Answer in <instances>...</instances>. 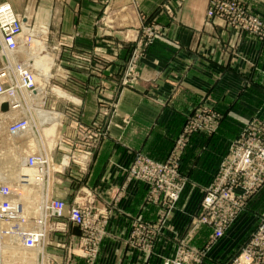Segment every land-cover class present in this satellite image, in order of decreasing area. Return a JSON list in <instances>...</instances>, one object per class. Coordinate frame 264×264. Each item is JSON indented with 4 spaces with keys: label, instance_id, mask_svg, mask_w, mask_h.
<instances>
[{
    "label": "crops",
    "instance_id": "obj_1",
    "mask_svg": "<svg viewBox=\"0 0 264 264\" xmlns=\"http://www.w3.org/2000/svg\"><path fill=\"white\" fill-rule=\"evenodd\" d=\"M208 1L66 0L42 4L39 0H29L25 9L36 20L40 18L38 12L46 11L45 20L53 43H59L61 35L77 52L95 44L96 47L104 46L112 39L106 36L104 40L103 28L98 26L105 9L121 11L115 13L113 20L103 21L115 33L122 27L147 23L144 18L147 14L149 21L156 16V22L166 32L155 40L140 61L143 77L140 87L122 91L117 116L112 121V136L94 158L81 183L100 194L96 202L98 207H103L104 198L116 196L119 199L111 208L107 236L96 264H163L162 257L173 255L182 238H187L190 245L203 247L209 241L211 230L199 224L196 216L201 188L212 180L228 143L242 125L253 115L264 118V38L241 37L235 30L206 25ZM163 4H168L175 12L176 20L168 17ZM248 4L253 13L264 18V0H248ZM58 50L59 45L56 52L60 54ZM236 62L239 68L234 67ZM60 71L66 72L61 67ZM94 81L100 88L88 92L83 99V122L89 121L97 109L98 91L101 88L111 90L115 79L105 74L95 77ZM206 97L210 101L214 99L223 114L220 130L211 135L198 133L189 144L181 160L188 183L165 229L159 234L162 235L153 245L151 255L128 243L127 238L135 220L155 224L159 208L146 202L147 185L137 179L126 180L120 166L128 165L139 151L156 160H164L186 115ZM56 154L61 156L57 161H61L63 153ZM75 177L78 178L70 172L56 177L62 188L55 194L62 196L69 205L75 196L79 202H85L83 191L77 190L81 184H76ZM53 183L55 186L56 182ZM262 211L264 188L252 198L225 237L213 246L205 264H222L221 261L238 251L258 226ZM79 232L78 227H72L73 242H77Z\"/></svg>",
    "mask_w": 264,
    "mask_h": 264
},
{
    "label": "built area",
    "instance_id": "obj_2",
    "mask_svg": "<svg viewBox=\"0 0 264 264\" xmlns=\"http://www.w3.org/2000/svg\"><path fill=\"white\" fill-rule=\"evenodd\" d=\"M234 1L216 0L209 11L210 18L226 15L224 19L232 29L264 36V21L251 14L243 2ZM23 18L9 2L0 4V55L4 61H7L3 62L4 67L0 69V95L14 92L23 94V91L37 90L39 86L35 80V74L29 69L20 68L22 70L18 72L20 76L17 77L15 71L10 69L11 63L8 56L2 51L4 45L5 50L16 48L19 45V37L23 34ZM25 39L27 42V38ZM30 40L32 41L31 38ZM8 105L11 107L10 103ZM23 123L22 120L19 124ZM101 125L102 122L99 124V121H94L90 127L99 126L97 129H100ZM202 128L204 127L195 125L191 128L190 126L187 128V134L197 129L202 131ZM85 131L86 129L83 130V132ZM251 138L264 141V123L253 121L247 123L244 133L229 146L221 166L210 183L201 188L197 220L212 230L207 250H204L207 252L190 244H181L176 257L174 259L163 258V264H203L206 259H209L210 249L225 237L231 225L245 211L249 198L262 190L264 187V147L261 144L256 146ZM188 143V137H179L172 155L165 161L159 162L147 156L138 155L139 157L137 156L128 166H120V169L128 177L140 180L149 186L146 202L159 208L160 215L157 224L135 220L131 237L128 239V243L150 254L153 252L154 238L165 227V219L175 208L188 183L189 178L182 172L180 162L181 152ZM91 155L86 151L83 154H65L61 159L60 167H57L55 156L51 150L46 158L40 155L31 156L29 164L31 166L39 164L45 169L43 170L41 167L47 183L52 180L57 184L56 176H62L68 169H70L68 172L78 176L79 179H77L83 183L80 176L88 173L92 160ZM78 156L85 159L84 165H82L83 162L76 160ZM65 159L67 162L64 163ZM73 170L75 173L71 172ZM77 190L78 192L83 191L85 202H79L75 196L74 202L69 205L62 196L51 194L50 188L45 198L44 215L41 221L42 230L37 234L28 235L26 238L27 245L39 244L43 250H45L44 247L52 245L53 237L56 235L70 238L57 243L66 251L64 256H52L57 264H78L77 257L81 258L84 264H94L98 258L100 246L107 236L110 210L104 209V206H96L97 194L95 195L88 186L81 185ZM1 192L9 193L7 187H2ZM4 204L5 202L2 203V205ZM6 210L7 205L3 211ZM7 218L9 216L2 214V219ZM72 227L79 228L77 242L72 241ZM254 237L255 243L244 250L243 257H241V252L225 264H264V216ZM252 248H258L263 253H258Z\"/></svg>",
    "mask_w": 264,
    "mask_h": 264
},
{
    "label": "rangeland",
    "instance_id": "obj_3",
    "mask_svg": "<svg viewBox=\"0 0 264 264\" xmlns=\"http://www.w3.org/2000/svg\"><path fill=\"white\" fill-rule=\"evenodd\" d=\"M39 1L42 4H46L49 2L50 3H52V2L58 3L60 1L65 2L66 0H39ZM102 1L105 2V0H102ZM221 1H228V0H221ZM232 1H234V0H232ZM236 1H238L237 3L243 2L244 5L250 10V5L248 4V0H236ZM3 2L11 3L14 6V8L18 11L19 14H21L23 17L27 16L28 18H26V22H29L28 23L29 27H34L37 23H39L41 25L43 24L45 26V29H47L45 31H47V32H46L45 36L43 35L41 38V39H44L45 43H47L46 47H48L45 51V55L47 57H52L54 60V63L51 64V66L53 68L51 69V67L49 66V69H48L50 76H49V80H48L46 96L43 99V101H41L42 104L35 105V106L31 105L30 107H28L30 103H32V104L34 103L33 102L34 100L30 101L28 104H26L24 101V106L22 107L20 115L17 118H13L11 120V122L8 119L4 123L9 125L10 123L18 120V118H20V117L21 118L27 117V118H29V121H31L33 123H35V122L37 123V114L39 116V114L42 111L45 110V111H51V112L57 113L60 116V119L62 120V121L60 120L61 121L60 125H57V123H54V124L48 123V124L44 125V127L42 129V131L44 132L43 138L45 140L48 138L46 140L47 142L45 141V143H46L45 148L47 150L49 149L48 152H50V150H53V155L55 156L57 167H60V165H61L60 164L61 161L60 160L57 161V159L61 157V156H57V154H56L57 152H62L63 153L62 157H63L65 154H77V153L83 154L84 151H86V152L92 154L91 155L92 160L90 162L92 164L94 158L99 153V151L102 149L105 142L108 140V138L110 136H112V133H111L112 121L117 116V112H118V108H119V102H120V95H121L122 91L124 89H137L140 87V82L143 78L142 77V70L140 68V61L142 60L144 55L147 53V51L150 49V47L154 44L155 40L164 36V34H166V32L161 27V24L156 22L157 21L156 16H154V18L151 21H149L150 16L147 14V16L144 17L145 20H147V23L146 22L141 23L137 27H130V28L122 27L120 29H117L118 33H115V32H113L115 30L109 29L108 27H106L104 25V22L113 20V18L116 16L115 13L118 14L119 10L113 11V10L105 9L102 16H101L102 20L99 18L100 20L98 21V24H99L98 26L103 28V32H104L103 33V35H104L103 39L104 40H105L106 36H108V37L112 36V39H109L110 40L109 43H107V42L104 43V46L97 45L98 47H96V44L94 43L95 45L90 47L89 49H85L83 52H77V50H75V48L72 45H70V41L65 40V38H63L61 35H60L59 43H55V44L53 43V40H54L53 35H52V33H50L51 30L48 27L46 20H45L46 19L45 18L46 11L38 12L39 13L38 17H40V18L38 20H36L32 17L30 12L29 13L25 12V9L28 5L29 0H0V4ZM214 2H216V0H209L208 1V9L206 12L205 24L211 25V26L212 25L213 26H220L222 28L234 30L231 27H229L230 25L224 19L226 15L216 16V17L210 18L209 11L211 9V6L214 4ZM163 8L166 10V13L168 14L169 18H175V20L177 19L175 12L170 9V6H168V4H163ZM119 12H121V11H119ZM250 12H251V14L257 16L251 10H250ZM257 17H259V19L264 21V18H262L260 16H257ZM106 30H107V32H106ZM238 34L241 35V37H244L246 35H252V36H255L256 38H259V39L264 38V36H261L259 34H255V33H251V32H238ZM27 35L29 36L31 34H26V36ZM27 38H28L27 39L28 41L30 40V38L32 40L38 39L36 37H27ZM28 41L25 44L26 48L24 47V49H26V50L28 49L29 44H32V45L34 44V42L32 43L31 40L29 42ZM58 45H59L58 51H60V54L58 52H56ZM120 52L121 53L123 52V54H124L123 57L122 56L120 57ZM50 54H52V55H50ZM119 59L121 61H119ZM3 62H7V61H4L2 59V56H0V69H2L4 67ZM113 64H117L115 68H111L113 66ZM60 67L66 70L65 74L60 73L61 72ZM234 67L239 68L238 62H236ZM72 70H75L76 73H73ZM105 74L108 77L111 76V78H114L115 82L110 87L111 90H104V88H101L98 91L97 109H96L93 117L89 121L83 122L82 121V117H83L82 101H83V99H85V97H87L88 92H90V91L95 92L96 89L100 88L94 84L95 83V81H94L95 77L101 78ZM35 77H37V80L41 83L42 74H41V77H40V75L39 76L36 75ZM151 85L154 87L156 86V84L154 82H152ZM58 91L66 92L70 96L72 95V97L75 99V101H73V100L69 101V100L61 97L59 95ZM19 94H22V93L19 92ZM21 97L23 100L25 99L23 95H21ZM4 101L5 102H3V103L7 104L8 100H7V102H6V100H4ZM214 102H215L214 99H213V101L212 100L210 101L209 98H207V97L203 98L193 108V110L186 115L184 122H183V125H182V128H181V131H180L179 135L177 136V138L174 140V143H173L170 151L168 152V154L164 160H156V159L146 155L142 151H139L135 154L133 160L129 164H131L136 159V157L138 155L139 156L140 155L147 156V157L152 158V159L159 161V162L169 159L170 156L172 155V151L174 150V147H175L177 140L181 136H183L184 138L188 137V139H189V143L187 144V147L184 150H182V152H181V159L180 160H182L183 155L185 154L189 144L192 142V140L196 134L203 132L204 134L211 135V134H215L217 131L220 130V126H221V123H222V120L224 117H223V114L219 112V110L217 109ZM3 103L1 104V107H2L1 109H3V105H4ZM31 107H33V109H35V112H36L35 114H32ZM9 110H10V107L7 104V109L6 110L3 109V111H9ZM94 121H99V124L102 122L100 129H97V128H99V126L96 128L90 127V125ZM251 121L264 123V118H262L259 115H253L252 117H250L242 125V127L240 128L238 133L234 136V138H232L230 140V142L228 143L227 148H226V152H225L222 160L225 158L231 143L234 140H236L237 138H239L244 133V130L246 128L247 123L251 122ZM4 125L2 126L3 129H4ZM195 125L200 126V127H204V128H202L203 129L202 131L199 130L200 129L199 128V129H197L198 131L193 130L190 134H187V128L190 126H191V128H193ZM52 128H53V130H52ZM81 128H82V130H81ZM3 129H1V132H3L4 134L0 135V143L2 141L1 144H3L5 146V148L3 150L5 151V149H7L8 147H10V148H8L9 150H13L15 146L9 140V138L11 139L12 133L8 131V132H6L7 133L6 134ZM85 129H86V131L83 132V130H85ZM95 129H97V130H95ZM54 131H55V133H54ZM45 134L47 137L45 136ZM85 135H87L88 137H86ZM3 140H4V142H3ZM7 140H9V142ZM38 140L40 141V138H38ZM5 141L7 144L5 143ZM39 141L32 140V143L30 142L29 144H26V145L22 144L21 149L23 146H24L23 148L25 149L23 156L35 155V154L41 155V153L45 151V148L42 144L37 146V143ZM252 142L256 146L261 144V146L264 147V141H262L261 139H257V140L252 139ZM26 147H27V149H26ZM67 149L71 150V152L68 151ZM63 150H66L67 152H64ZM38 153H40V154H38ZM222 160H221V162H222ZM221 162H220V164H221ZM220 164H219L218 168L221 166ZM128 165H126V166H128ZM120 170L122 173H124L122 171V169H120ZM68 171H70V169H68ZM66 173H64L62 175H65ZM85 174L87 175L88 173H85ZM124 175L126 176V180L134 179L132 177L131 178L128 177L127 174H125V173H124ZM56 177H58V176H56ZM80 177L83 179L84 175H82ZM76 179H77V177H75V179H74L76 181V184L80 185L81 184L80 180H76ZM9 180H11V181H9ZM5 181L8 184L9 183L12 184L11 186L13 188L16 185H18V186L23 185V184L19 183L18 179H7V180L0 179V183L3 182V184H6ZM14 182L16 183V185ZM53 184L54 183L52 182V187H51L50 193L51 194H54V193L59 194L58 191L61 190L62 187L59 186L58 184H55V186H53ZM48 186L50 188L49 183L46 184V187H47L46 191L47 192L49 190ZM147 188H148V191H147L146 198L148 197V194H149V186L148 185H147ZM183 191H182V193H183ZM259 192H257L256 194H258ZM93 193L95 195L96 194L98 195V196L96 195V198L100 197L99 193H96L94 191H93ZM255 195H253L249 198L247 204H249V202L252 200V198ZM200 197H201V193L199 195V199H200ZM104 199L106 201L103 202V204H104L103 208L109 209L110 213H111V208L115 205L116 202H118L119 199L116 196L115 197L113 196V198L111 197V199H107V198H104ZM179 200H180V198H179ZM179 200H178V202H179ZM178 202L176 203L175 208L177 207ZM260 207L262 208V206H260ZM17 208L18 209H16V210L21 213L22 207H17ZM198 213H199V209H198ZM198 213H197V217L199 216ZM21 214H23V213H21ZM159 215H160V213H159ZM171 215H172V212L165 219V223L171 217ZM240 215H239V217H240ZM26 216H28V215H26ZM34 216L36 218L39 215H34ZM263 216H264V212L261 215L262 219H263ZM0 218H1V216H0ZM7 219L1 218V220L9 221V218H7ZM158 219H159V216L156 219V224L158 222ZM237 219H236V221H237ZM10 220H11V218H10ZM261 220L259 221L258 226L256 228H254V230L244 240L242 245L239 247L238 251L236 250L234 252V254H231L227 259L221 261L222 264H225L230 259L231 260L234 259L235 256L239 255L241 252H242L241 257H243L244 250L247 249V247H249L251 244L255 243L254 234H255L256 230L259 228V226L261 224ZM21 221H23V220L21 219ZM109 221H110V216H109L108 224H109ZM235 222L231 225V227L235 224ZM199 224H202V223H199ZM33 226H34V222H30V228ZM107 227H108V225H107ZM208 228H210V227H208ZM164 229H165V227L161 230L163 231ZM210 230H211V228H210ZM131 231H132V228H131ZM131 231H130V234H131ZM130 234L128 235L127 241L129 239V237H131ZM161 235H157L154 238V244L160 238L159 236H161ZM211 236H212V230H211ZM211 236H210V238H211ZM210 238H209V240H210ZM0 239H2V238H0ZM66 239H70V238H66V237H63L60 235H56L53 237L52 245L45 247L46 252H44V255L47 259L45 257H44V259L47 260L46 264H57V261L52 259L53 255H56V256H64L65 255L66 251L64 249H62L60 246H58L57 243L59 241H65ZM187 240H188L187 238H182L180 240V243L178 244L176 250H175V253L173 255H170V256H163L162 260H164L163 258L174 259L176 257V255L178 254V247L181 244H190L189 241H187ZM208 242H206L205 245H203V247H196L193 245L192 246L199 248L200 250H203V252H207L204 250H207ZM49 247H51L52 249H50ZM39 248H41V247H39ZM100 249H101V246H100ZM252 249L258 253H263V251L259 250L258 248H252ZM210 251H211V249H210ZM210 251H209V253H210ZM38 253H39V250H38ZM153 253H154V251L151 253V255ZM209 253H208V255H209ZM50 254H51V256H50ZM38 256L41 257L40 253L38 254ZM40 257H38L39 261H41ZM98 257H99V255H98ZM97 260H98V258H97ZM208 260L206 259L203 264L207 263ZM18 261H16V263ZM76 261L78 264L80 261L83 262V260L81 258H78V257L76 258ZM83 264H84V262H83ZM94 264H96V262Z\"/></svg>",
    "mask_w": 264,
    "mask_h": 264
},
{
    "label": "bare ground",
    "instance_id": "obj_4",
    "mask_svg": "<svg viewBox=\"0 0 264 264\" xmlns=\"http://www.w3.org/2000/svg\"><path fill=\"white\" fill-rule=\"evenodd\" d=\"M12 7L14 8L13 5ZM26 18L28 17L26 16L23 18V34L19 37V45L16 48L10 50H5L4 45L2 51L3 54L8 56L9 62L11 63L10 69L12 71H15V75L17 77L20 76V74L18 73L22 70L20 68H24L31 70L35 74V76L40 75L41 77L42 74V80L40 83L37 80V77H35V80L39 85L37 90L31 92L23 91V94L14 92L11 94L3 93L0 95V135L4 134L3 132H1V129H3L2 126L5 124L3 130L5 133L8 131L12 133L11 139L9 138V140L15 146L13 150H9L8 148L10 147H8L4 151L3 149L5 148V146L1 144L2 141L0 143V179H18L19 183L23 184L18 186L14 182L17 187L15 186L13 188L11 186L12 184L9 183V185L6 181V184H3V182L0 183V216L1 218L2 214H6L7 216H9V221H4L0 218V238H2L0 239V264H46L47 258L45 257L46 259H44V250L42 246L39 244H36L35 246H29L26 243V238L28 235L30 236L32 234H37L38 232H41L43 227L41 221L44 215L45 198L47 195V183L45 182L43 171L45 169L39 164L36 166H31L29 164V158L31 156H37V154L23 156L25 149L23 148L24 146L21 149V146L22 144L26 145L30 142L32 143V140L39 141L38 138H40V141L38 142L39 144L37 143V146L42 144L45 148V141L48 138L46 140L43 138L44 132L42 131V129L44 125L48 123H57V125H60L62 121L57 113L44 110L39 114V116L37 114V123L35 121V123L29 121V118L27 117H20L18 118V120L10 123L9 125L4 123L8 119L11 122L13 118H17L20 115L22 107L24 106V101L26 104H28L30 101L34 100V103H30L28 107H30L31 105L35 106L42 104L41 101H43L46 96L48 80L50 76L48 69L49 66L51 67V69L53 68L51 66V64L54 63L53 58L47 57L45 55V51L48 48L46 47L47 43H45L44 39H41L43 35L45 36L47 32L45 30L47 29H45V26L43 24L41 25L39 23H37L34 27H29V22H26ZM26 34L31 35L26 36ZM25 37H36L38 39H33L31 42H34V44H29L28 49L26 50L24 49L25 44L27 43ZM58 93L61 97L69 101H75L72 95L70 96L66 92L58 91ZM21 95L24 96V101ZM4 100H6V102L8 100L7 104H11L9 111H3V109H1V104L5 102ZM31 112L32 114L36 113L33 107H31ZM22 120L24 121V123L19 124ZM17 124H19L18 127ZM9 140L7 141L9 142ZM48 150L45 148V153L42 152L40 156L46 158V155L49 153ZM65 160L64 163L67 162V159ZM76 160L83 162L84 165L85 159L83 157L78 156ZM41 167L43 168V170L41 169ZM49 185L51 188L52 180L51 182H49ZM2 187H7L9 193H2ZM4 202L5 206L2 205V203ZM6 205L7 210L3 211L6 209ZM17 207H22L21 213L23 214L16 210L18 209ZM34 215L39 216L35 218ZM21 219L23 221H21ZM30 222H34V226L31 228ZM38 250L41 257L38 256ZM38 257H40L41 261L38 260ZM16 261L18 262L16 263Z\"/></svg>",
    "mask_w": 264,
    "mask_h": 264
},
{
    "label": "water",
    "instance_id": "obj_5",
    "mask_svg": "<svg viewBox=\"0 0 264 264\" xmlns=\"http://www.w3.org/2000/svg\"><path fill=\"white\" fill-rule=\"evenodd\" d=\"M3 109H4V110L7 109V104H6V103L3 105Z\"/></svg>",
    "mask_w": 264,
    "mask_h": 264
}]
</instances>
